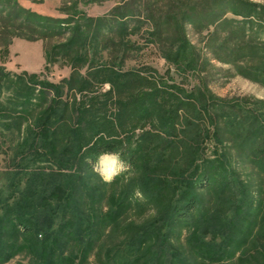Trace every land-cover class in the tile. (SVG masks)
<instances>
[{"label":"trees","instance_id":"1","mask_svg":"<svg viewBox=\"0 0 264 264\" xmlns=\"http://www.w3.org/2000/svg\"><path fill=\"white\" fill-rule=\"evenodd\" d=\"M24 17L41 25L34 31L59 28ZM87 20L45 52L48 63L71 64L61 82L0 65V136L14 141L0 181V264L18 254L28 264H86L91 256L99 264H191L184 246L204 262L264 264V106L168 84L144 68L123 70L117 54L102 55L110 48L102 19L93 29ZM112 28L123 31L121 23ZM233 46L228 59L250 58L237 70L264 84V47ZM163 56L195 70L185 46ZM103 151L126 161L110 182L93 170ZM239 164L255 177L243 179ZM147 209L142 222L124 223ZM122 228L129 232L107 247ZM184 229L183 245L170 242Z\"/></svg>","mask_w":264,"mask_h":264},{"label":"rangeland","instance_id":"2","mask_svg":"<svg viewBox=\"0 0 264 264\" xmlns=\"http://www.w3.org/2000/svg\"><path fill=\"white\" fill-rule=\"evenodd\" d=\"M233 8L237 12H233ZM28 13L52 20L51 25H58V30L53 33L34 31L41 25L35 19L26 20L24 16ZM88 18L93 23L90 29L98 18L102 19L100 32L108 36L110 45L104 50L101 47L102 55L107 59L117 54V63L123 70L144 68L149 76H160L168 84L175 83L185 89L201 87L230 103L246 101L264 106V84L237 70V65L245 68L254 61L241 56L236 62L233 55L228 59L234 43L244 48L264 47V0H0V65L10 74L37 73L41 79L61 82L70 75L71 64L61 57L48 63L45 52H54L56 45L69 40L75 25L88 27ZM119 23L123 31L116 28L117 31L112 32V25ZM102 34L99 40H103ZM30 36L34 38L28 39ZM118 43L129 46L125 50L115 45ZM179 45L186 47L195 70L178 68L164 58L165 51ZM107 88V84L103 85V89ZM13 144L11 136H0L1 183L4 181L2 173L11 167ZM238 170L243 179L255 177L247 164H239ZM97 172L102 176L99 170ZM148 211L142 212L144 215L131 211L124 223L138 224L145 220V215L151 214ZM126 232L129 229H119L106 246H115L113 244ZM180 233L179 243L174 237L169 238L170 242L183 245L186 230ZM104 247L100 250H105ZM183 248L191 264H218L196 260L185 246ZM109 251L114 254V249ZM28 262V256L18 254L4 264ZM232 262L235 258L224 264ZM86 264L99 263L91 256Z\"/></svg>","mask_w":264,"mask_h":264},{"label":"clouds","instance_id":"3","mask_svg":"<svg viewBox=\"0 0 264 264\" xmlns=\"http://www.w3.org/2000/svg\"><path fill=\"white\" fill-rule=\"evenodd\" d=\"M125 166L126 161L122 159L120 152L103 151L97 153L93 170H99L102 173L101 178L106 182H110Z\"/></svg>","mask_w":264,"mask_h":264}]
</instances>
